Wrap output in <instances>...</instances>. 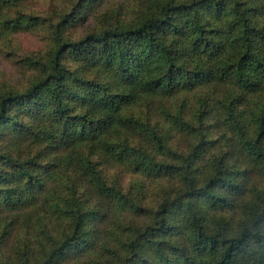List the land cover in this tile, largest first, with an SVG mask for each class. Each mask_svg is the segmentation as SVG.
I'll return each instance as SVG.
<instances>
[{
    "label": "trees",
    "instance_id": "obj_1",
    "mask_svg": "<svg viewBox=\"0 0 264 264\" xmlns=\"http://www.w3.org/2000/svg\"><path fill=\"white\" fill-rule=\"evenodd\" d=\"M36 1L0 0L48 38L0 83V264H264V0Z\"/></svg>",
    "mask_w": 264,
    "mask_h": 264
},
{
    "label": "rangeland",
    "instance_id": "obj_2",
    "mask_svg": "<svg viewBox=\"0 0 264 264\" xmlns=\"http://www.w3.org/2000/svg\"><path fill=\"white\" fill-rule=\"evenodd\" d=\"M139 0H107L102 4V9L100 13L103 12V9H115L120 3H126L130 5L132 9L137 5ZM57 4V3H55ZM34 8L35 11L41 13L46 19V17L51 16L52 7L49 0H38L30 6ZM98 11L93 15L94 20L87 22L86 24L82 23L74 29V35L83 36L87 32L93 29L92 27L98 23L99 17L97 15ZM41 31V30H40ZM48 42L46 32H36L35 34H15L5 39L1 40L0 43V83L11 82L16 83L23 81L26 76L30 73L25 68L24 57L32 54L31 52L40 51L46 47ZM27 237L31 240V235L27 233ZM14 242L11 243V246L14 245ZM8 260V258L6 259ZM9 263L8 261H6Z\"/></svg>",
    "mask_w": 264,
    "mask_h": 264
}]
</instances>
